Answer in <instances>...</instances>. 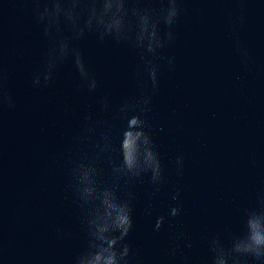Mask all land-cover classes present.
Here are the masks:
<instances>
[{"label":"water","instance_id":"obj_1","mask_svg":"<svg viewBox=\"0 0 264 264\" xmlns=\"http://www.w3.org/2000/svg\"><path fill=\"white\" fill-rule=\"evenodd\" d=\"M51 3L0 0V93L13 102L9 107L0 100V264H75L87 248L92 207L79 198L81 164L92 170L97 189L131 199L132 228L123 241L130 246L128 264H212L211 239L230 251L246 231L247 214L264 210V0H177L173 39L143 59L142 50L110 36L101 41L96 31L73 38L61 17L60 31H50L80 52L97 80L92 92L71 52L47 86L42 76L39 86L32 85L53 45L36 13ZM125 3L153 18L161 4L167 6V0ZM77 11L82 25L87 10ZM128 20L134 35L130 12ZM157 26L163 39L169 29L162 20ZM148 60L157 66L158 88L145 89L152 110L141 118L164 176L151 196L149 176L129 180L113 171L127 122L118 109L138 96ZM85 116L92 131L85 129ZM174 205L179 214L169 218ZM161 215L165 222L154 231ZM228 264L261 262L232 253Z\"/></svg>","mask_w":264,"mask_h":264},{"label":"clouds","instance_id":"obj_2","mask_svg":"<svg viewBox=\"0 0 264 264\" xmlns=\"http://www.w3.org/2000/svg\"><path fill=\"white\" fill-rule=\"evenodd\" d=\"M40 7L39 4L36 5ZM86 9V18L82 25L77 21L81 17V11ZM129 12L135 18V31L128 20ZM179 14L177 0H167V6L161 4L158 17L153 18L147 10L141 12L136 7L129 9L125 0H100L99 3L80 4L79 0H71L67 6L61 0H52L51 5H43L42 11H37L38 21H46L44 34L53 40L52 47L47 52V61L42 73L34 74L32 85L41 84V76L45 86L52 79V70L62 63L71 52L74 63L81 81L86 84L89 92L97 88V80L90 76L82 62L81 54L76 49H70L68 38L55 39L53 32H59L60 18L63 17L73 38H80L85 31H96L98 38L103 41L105 37H111L117 43L126 42L131 46L142 50L143 53L155 54L157 49L165 47L173 39L171 27L176 23ZM162 20L164 26L169 29L165 31L163 39L159 35L158 23ZM172 65V59L168 61ZM143 75L146 80L142 81L137 97L125 100L118 111L124 113L126 124L119 141L120 161L113 171L129 180H135L142 175L149 176V183L153 186L154 195L160 190L164 183L162 166L159 153L153 142L145 120L141 117L151 112V98L145 89L155 93L158 88L157 66L148 60L143 66ZM0 100L7 102L9 107L13 106L10 96L0 93ZM108 108L107 98L101 103V110ZM85 129L92 131L87 125L88 116L84 117ZM177 166L182 165V157H176ZM92 170L86 169L83 164L77 170V184L79 198L84 204L92 203L88 216L85 220L88 236L87 248L77 256L75 264H128L130 246L124 243L125 237L132 228L131 199H119L111 188L97 189L93 177L89 174ZM179 189L171 194V200L176 201L179 197ZM147 211V210H146ZM178 205L171 206L168 211L169 218L179 214ZM150 214V213H149ZM165 222L164 216H157L153 226L158 231ZM246 231L240 237L232 241L230 251L212 238L209 248L213 252L212 264H228L232 253L250 255L256 261L264 264V210L252 211L247 214L245 221ZM191 247L190 244L186 245ZM135 253L133 252V255Z\"/></svg>","mask_w":264,"mask_h":264}]
</instances>
